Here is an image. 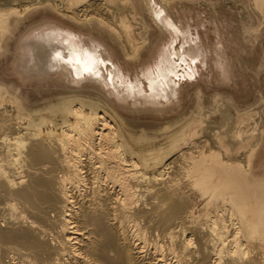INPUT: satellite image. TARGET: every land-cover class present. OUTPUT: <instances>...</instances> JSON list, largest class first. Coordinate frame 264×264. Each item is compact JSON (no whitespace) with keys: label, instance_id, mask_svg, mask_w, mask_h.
I'll list each match as a JSON object with an SVG mask.
<instances>
[{"label":"bare ground","instance_id":"obj_1","mask_svg":"<svg viewBox=\"0 0 264 264\" xmlns=\"http://www.w3.org/2000/svg\"><path fill=\"white\" fill-rule=\"evenodd\" d=\"M170 1L0 0V33L10 29V40L33 13L81 7L110 30L69 17L121 43L115 33L129 58L149 42L143 12L167 37L133 77L94 36L61 23L20 38L13 65L21 76L60 77L76 90L29 109L20 86L0 82V210L10 211L0 217V264H256L248 244L264 242V173L254 165L264 97L243 107L216 93L207 106L199 90L195 110L178 116L179 69L189 73L184 63H204L207 51L198 33L172 18ZM108 5L119 8L117 29ZM250 5L257 31L264 0ZM88 83L121 109L177 118L136 131L115 106L83 92ZM180 167L207 206L221 209L219 220L206 213V226L194 223L179 195Z\"/></svg>","mask_w":264,"mask_h":264},{"label":"rangeland","instance_id":"obj_2","mask_svg":"<svg viewBox=\"0 0 264 264\" xmlns=\"http://www.w3.org/2000/svg\"><path fill=\"white\" fill-rule=\"evenodd\" d=\"M168 5L175 22L189 26L194 34L198 33L201 44L207 51L204 63H201L200 60L192 63L189 59L184 63L189 73H186L183 68L179 69V76L181 77L178 85L180 109H178L179 115H177H186L187 112L195 110L196 94L199 90L202 92L207 106H210L211 98L216 93L224 99L231 98L239 106L257 105L261 97H264V24L258 28L259 31L252 30L257 25V19L256 14L254 15L251 11L250 0H171ZM14 7L21 13L26 10V7H19V5ZM81 8L83 9V7ZM81 8H76L74 12L63 10L62 14L51 10L33 13L28 17L14 40H10V35H8L10 29L3 34L0 33V46H2L5 39L4 50L0 57V82L14 83L20 86L21 95L25 99L23 102L29 109L43 108L51 99H56L76 90V87L60 77H48L41 80L35 76H21L13 65L15 57L19 53L20 38L32 37L45 22L54 21L61 23L62 26L71 29V31L94 36L108 51L113 53L114 60L122 66L124 72H129L132 77L142 65L152 62L155 53L162 48L163 43L167 42V37L159 35V31L151 17L143 12L142 16L148 25L149 42L148 45L140 49L136 57L129 58L127 52L131 51L125 49L122 40L115 33L114 35L122 44L113 41L106 32L99 33L89 25H85L84 22L69 17L75 14L81 20L86 22L95 21L103 28L110 30L109 27L101 23L103 18L99 14L92 15L91 10L85 12ZM105 11L109 16H112V18L110 17L113 20L111 26L117 29L115 19L120 17L119 8L115 5H108ZM111 12L112 15L109 14ZM15 17L20 16L15 15ZM136 20L139 21L137 18ZM140 34L143 36L144 32L141 31ZM6 43L9 44L8 50ZM181 45V41L175 42L176 50ZM190 76L192 77L190 78ZM82 90L92 96L101 97L108 101L107 95L100 91L94 83L86 84ZM109 103L115 106L131 128H135L136 131L141 128L157 129L177 118V116L163 118L146 111L132 112L121 109L115 103ZM7 108L9 111H13L12 107L8 106ZM71 121L74 120L71 119ZM47 130L45 128L44 132H47ZM59 132L61 133V131ZM0 147H4L1 140ZM240 161H245L243 156L240 157ZM254 165L260 167L257 173H264V135L255 153ZM92 166L90 164V169ZM96 167L92 168V171L96 170ZM12 170L16 172L15 168ZM21 170L24 169L19 171ZM162 170L160 169V171ZM176 179L180 189L179 195H182L185 200L187 199V206L191 207L187 211H192L194 214L193 221L195 224L206 226L209 221V217H205L206 213H210L217 220L220 219L219 210L221 209L207 206L206 200L184 177V171L181 170V167L176 174ZM139 185L145 186L144 183H139ZM7 211L9 210H0V217H10L7 214L10 211ZM10 214L12 216V212ZM253 242L249 241L248 244L249 250L251 249L249 257L256 264H264V242H256L258 244Z\"/></svg>","mask_w":264,"mask_h":264}]
</instances>
